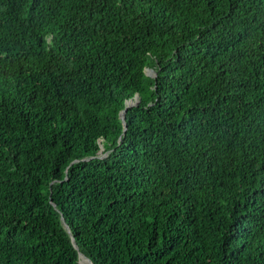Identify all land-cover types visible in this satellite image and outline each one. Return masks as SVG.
Wrapping results in <instances>:
<instances>
[{"label": "trees", "instance_id": "obj_1", "mask_svg": "<svg viewBox=\"0 0 264 264\" xmlns=\"http://www.w3.org/2000/svg\"><path fill=\"white\" fill-rule=\"evenodd\" d=\"M80 252L264 264V0H0V264Z\"/></svg>", "mask_w": 264, "mask_h": 264}, {"label": "water", "instance_id": "obj_2", "mask_svg": "<svg viewBox=\"0 0 264 264\" xmlns=\"http://www.w3.org/2000/svg\"><path fill=\"white\" fill-rule=\"evenodd\" d=\"M149 75H154L156 76V73H153V70L152 69H148V72H147ZM139 102V96L136 95L134 98L132 99H129L126 101V104L122 107V110L120 112V118L124 124V130L126 131L127 129V123H126V113H127V110L129 107L131 106H134L136 105L137 103ZM83 259H86L88 264H94L93 261L87 257L84 253L80 252L79 253V263L80 264H84L83 263Z\"/></svg>", "mask_w": 264, "mask_h": 264}, {"label": "rangeland", "instance_id": "obj_3", "mask_svg": "<svg viewBox=\"0 0 264 264\" xmlns=\"http://www.w3.org/2000/svg\"><path fill=\"white\" fill-rule=\"evenodd\" d=\"M83 263H84V264H88V262H87L86 259H83Z\"/></svg>", "mask_w": 264, "mask_h": 264}]
</instances>
